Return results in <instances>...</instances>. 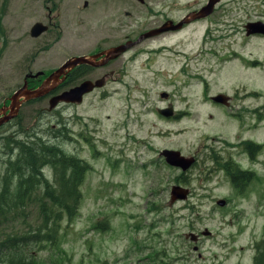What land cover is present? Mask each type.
Returning a JSON list of instances; mask_svg holds the SVG:
<instances>
[{
  "label": "rangeland",
  "instance_id": "1",
  "mask_svg": "<svg viewBox=\"0 0 264 264\" xmlns=\"http://www.w3.org/2000/svg\"><path fill=\"white\" fill-rule=\"evenodd\" d=\"M83 1L0 0V108L25 81L38 87L65 59L138 34L136 14L125 16L120 5L94 11L103 7L96 0L84 9ZM246 1L238 31L215 32L223 36L215 55H204L209 45L186 44L199 39L198 26L111 60L101 70L110 69L105 84L80 103L50 107L49 97L71 87L65 86L22 105L20 124L55 125L72 139L65 149L87 167L73 223H63L58 247L39 252L38 264H252L254 244L264 239V36H246L244 25L264 22V0ZM36 22L47 29L32 37ZM198 53L202 63L187 61ZM219 92L238 96L232 110L205 100ZM238 138L262 143L253 159ZM164 149L192 165H170ZM222 155L232 158L227 166L251 173L233 183L221 171ZM181 174L185 182L177 180ZM174 186L186 189V197L172 200Z\"/></svg>",
  "mask_w": 264,
  "mask_h": 264
},
{
  "label": "trees",
  "instance_id": "2",
  "mask_svg": "<svg viewBox=\"0 0 264 264\" xmlns=\"http://www.w3.org/2000/svg\"><path fill=\"white\" fill-rule=\"evenodd\" d=\"M74 82L73 74L58 88ZM18 116L0 127V264H38L39 252L58 247L63 223H73L87 167L65 149V141L72 139L62 138L61 129L51 124L41 130L36 127L40 123L28 128ZM246 144L256 148L250 141ZM227 173L233 182L245 176L240 171ZM177 180L185 182L186 175ZM254 246L253 264H264V239Z\"/></svg>",
  "mask_w": 264,
  "mask_h": 264
},
{
  "label": "flooded vegetation",
  "instance_id": "3",
  "mask_svg": "<svg viewBox=\"0 0 264 264\" xmlns=\"http://www.w3.org/2000/svg\"><path fill=\"white\" fill-rule=\"evenodd\" d=\"M96 1L103 7L95 8L94 11L101 10L107 13L109 10L112 11L113 9L116 8V6L120 5V7H124V9L122 10V13L125 16H132L133 14H136L138 18L137 26H138L139 32L135 38H129L128 36H126L127 38L125 39L124 42H119L115 45H110L107 48L99 49V50H96V51H93L87 54H80V55H84V56L96 55L110 47L124 44L127 42L130 43L131 41H138L137 39H139L140 37H143V35H144V38L139 40V42L135 46L139 44L141 45L143 42L148 41V40H159L161 38L167 37L168 35H172V34L179 33V32L188 33L190 32V30L194 32L196 31L198 26L202 27L201 29L202 33L199 34L198 36L199 39L198 40L197 39L196 40L187 39L186 44H191L193 41H198L199 42L198 46L206 47L207 45H209V49L208 51L204 52V55L208 53H210L211 55H215L216 51L213 48L216 43L221 42L222 37H223V36H219L215 34V32L221 31L222 26L226 27L227 30L229 31H232V30L238 31L239 26L236 24V22L238 23L239 13L247 12L246 6L241 5V3H245L248 5V1L246 0H215V2L213 3L212 9L209 12L204 13L203 16L201 15L197 16L198 13L202 14L203 9L210 3L211 0H96ZM89 5L90 3H88L87 0L83 1L84 9L88 7ZM105 13L103 14L104 16H105ZM253 21H262V20L257 19ZM253 21L252 20L247 21L244 25L246 36H249V37L264 36V32L252 31L247 26L248 23L253 22ZM120 26L123 27L125 25H120ZM169 43H172V41H169ZM130 48L131 47H129L126 51H124L122 54H120L116 58L125 54ZM204 55L198 53L194 55L193 57L189 56L187 58V61L191 60V62L202 63L203 59L205 58ZM76 56L77 55H74V57ZM233 57H237V56L234 55ZM105 58L106 57L104 55H100L99 57L93 60L94 65L79 64V65H76L70 68L65 74L64 80L61 82L59 86L61 87L62 83L66 80V78H68L69 76H72L73 74H74V80L79 77L77 79L78 82L74 83V85L78 84L83 79L91 80V81L100 79L104 85L105 80L108 79V72L110 69H108L107 71H101V70L106 67H109V65L112 63L110 61L116 59V58H113L111 60H108L104 65L95 66L97 64L102 63L105 60ZM228 58H223L222 60H226ZM67 59H65L59 66H61ZM59 66H57L56 69ZM190 69L191 67H189V70ZM54 70H52L51 72H53ZM193 77L194 76H191V78ZM57 88H54L49 94L54 93L57 90ZM58 91H61V90H58ZM248 93L254 94L251 90V91L243 92V96L247 95ZM55 94H58V93H54L53 95ZM218 94L223 95L219 102L214 100V97ZM218 94L209 95L206 97L207 99L205 98V100H208L209 102L213 103L214 107H217L221 110H227V109L232 110V107L235 106L234 102L237 101L238 96L230 95L225 92H219ZM45 98L46 97L42 98V101ZM75 103H80V102H74V104ZM68 104L69 103L62 102L57 105H68ZM235 110H239V107H236ZM252 110H259V109L254 108ZM255 119L261 121L263 117L261 114H259L255 117ZM1 126H3V124L0 125V127ZM52 126L56 127L55 125H52ZM195 126H199V124L196 123ZM247 141H250L251 143H253V145H255L256 148L255 149L252 147L248 148L246 144ZM236 143L242 145L241 146L242 151L249 153L251 158L253 157L255 152L261 149L262 147V143L256 142L249 138L247 139L238 138ZM71 155H74V154L72 153ZM221 158L224 159V162L222 163L223 168L221 169V171L225 170L224 173L227 174L228 170L240 171L244 173V170H242L241 168L227 166L226 159H232L229 155L228 157H225V155H222ZM45 169H46L47 175L50 177L51 176L50 171L47 168ZM245 172L247 173L249 171H245ZM246 173H244V175H246ZM233 183L236 184V182H233ZM238 189H241V187H239ZM254 249H255V252L253 254L252 264L254 263L255 257L257 254V249L255 248V246H254Z\"/></svg>",
  "mask_w": 264,
  "mask_h": 264
},
{
  "label": "water",
  "instance_id": "4",
  "mask_svg": "<svg viewBox=\"0 0 264 264\" xmlns=\"http://www.w3.org/2000/svg\"><path fill=\"white\" fill-rule=\"evenodd\" d=\"M215 0H211L210 3L203 9L202 14L198 13V15L203 16L204 13L209 12L212 9L213 3ZM261 25L264 27L263 21H253L247 24V26L252 30L256 31V26ZM47 29V25L42 24L41 22H36L32 25L30 28V35L32 37H37L40 35L43 31ZM261 32V31H258ZM264 32V30H263ZM143 37H140L137 39L138 41H131L130 43H124L117 46L110 47L108 49H105L99 54L91 55V56H76L71 57L67 59L61 66H59L56 70L51 72L42 82L41 84L36 88H28L26 81L25 83L20 86L18 89H16L12 95L8 98L10 100V103L7 107H1L0 108V125L10 121L14 117H16L19 113L20 108L22 105L30 100H35L44 97L45 95L49 94L54 88H57L61 82L64 80V76L67 73V71L79 64H93V60L99 57L100 55H104L106 58L105 60L97 64L95 66L104 65L108 60H111L113 58H116L120 54H122L124 51H126L129 47H132L136 45L139 40L143 39ZM42 74V72H38L36 75H30L27 77H35ZM103 83L100 79L91 81V80H84L80 82L78 85H73L68 89H65L61 91L58 94L52 95L49 97V104L50 107L56 106L58 102L63 103H74V102H81L83 95L85 93H88L92 91L94 88L101 87ZM60 87V86H59ZM164 94H162L163 96ZM223 95L218 94L214 97V100L219 102L221 100V97ZM8 110V112H6ZM161 113L167 114L166 109H160ZM161 156H164L167 163L173 166H177L182 168L183 170L186 169L191 165L190 161L188 160V157L180 155L179 151L174 150H168L164 149L161 151ZM190 164V165H189ZM187 195V190L182 189L178 186H174L171 189V199L174 200L176 197L178 198H185ZM219 204H222L223 202H218ZM206 234L209 232L206 231ZM195 236L192 235V239L195 240Z\"/></svg>",
  "mask_w": 264,
  "mask_h": 264
}]
</instances>
